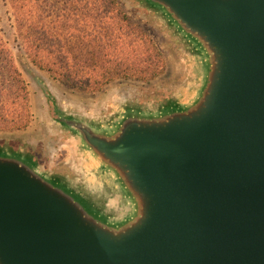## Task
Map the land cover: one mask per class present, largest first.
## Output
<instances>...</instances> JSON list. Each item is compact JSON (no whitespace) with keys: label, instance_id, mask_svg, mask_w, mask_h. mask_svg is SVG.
<instances>
[{"label":"water","instance_id":"water-1","mask_svg":"<svg viewBox=\"0 0 264 264\" xmlns=\"http://www.w3.org/2000/svg\"><path fill=\"white\" fill-rule=\"evenodd\" d=\"M196 81L109 117L55 108L84 179L0 146V264H264V0H136Z\"/></svg>","mask_w":264,"mask_h":264},{"label":"rangeland","instance_id":"rangeland-1","mask_svg":"<svg viewBox=\"0 0 264 264\" xmlns=\"http://www.w3.org/2000/svg\"><path fill=\"white\" fill-rule=\"evenodd\" d=\"M146 39L163 59L161 75L148 82L115 80L95 93L60 84L27 54L35 49L64 52L69 65L87 76L97 72L100 60L111 61V56L102 57L109 54L108 46L116 53L123 49L127 57H150ZM195 81L187 49L136 0H0V146L25 149L56 175L84 179L85 170L69 135L53 125L55 108L105 118L123 103L159 104ZM23 116L28 120L23 131L4 126Z\"/></svg>","mask_w":264,"mask_h":264},{"label":"trees","instance_id":"trees-1","mask_svg":"<svg viewBox=\"0 0 264 264\" xmlns=\"http://www.w3.org/2000/svg\"><path fill=\"white\" fill-rule=\"evenodd\" d=\"M111 2L113 3L114 0H110ZM147 42L152 49V55L143 60L136 56L127 57L123 49L116 53L114 47L108 46L109 54H103L102 57L111 56V61L100 60L95 65L97 72L89 71L87 76L84 73L85 70L75 71L69 65L68 56L64 52H46L35 49L27 52V54L31 55L30 59L33 65L48 73L51 78L60 84L76 91L95 93L115 80L148 82L161 75L163 72V59L152 41L148 39ZM45 53L47 55L43 56ZM55 53L56 55H54ZM6 124L4 126L10 131H23L28 126L27 116L12 119L10 123L6 122Z\"/></svg>","mask_w":264,"mask_h":264}]
</instances>
